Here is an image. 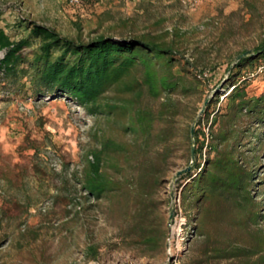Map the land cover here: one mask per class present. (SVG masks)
<instances>
[{"label":"rangeland","instance_id":"obj_1","mask_svg":"<svg viewBox=\"0 0 264 264\" xmlns=\"http://www.w3.org/2000/svg\"><path fill=\"white\" fill-rule=\"evenodd\" d=\"M243 1L200 0L191 9L183 0H81L76 4L0 0V26L12 38L23 34L16 27L20 21L42 24L81 41L163 31L171 32L170 39L177 32L180 63H188L186 69L194 74L206 73L196 90L185 95L155 99L143 93L134 101L152 114L153 126L146 135L129 129L127 116H92L63 98L31 97L26 89L12 92L0 78V264H195L199 238L180 204L184 179L177 174L194 164L187 131L197 127L214 85L222 82L226 67L239 54L264 39V0L253 14ZM251 82L250 94L264 91V77ZM106 95L132 97L114 91ZM221 101L220 96L216 107ZM206 123L204 119L201 125L205 132ZM251 128L262 134V128ZM98 137H113L124 144L151 137L145 148L149 155L166 154L162 183L151 193L154 210L144 223L148 229L164 221L163 249L155 246L147 251L139 244L142 230L134 227L131 195L127 203L123 198L122 203L112 204L107 198L92 199L82 189L78 178L84 156L98 145ZM241 151L257 157L251 159L256 175L253 194L264 213V140L259 143L254 135L246 136ZM122 165L126 173L137 172L124 159ZM90 246L97 251L94 259L86 256Z\"/></svg>","mask_w":264,"mask_h":264},{"label":"trees","instance_id":"obj_2","mask_svg":"<svg viewBox=\"0 0 264 264\" xmlns=\"http://www.w3.org/2000/svg\"><path fill=\"white\" fill-rule=\"evenodd\" d=\"M259 1L244 0V8L253 14L259 11ZM16 27L23 34L12 38L0 26V78L12 92L26 89L31 97L63 98L106 119L127 116L129 129L142 135L153 126V117L135 106L137 98L143 93L155 99L185 95L204 80L176 56L177 32L170 39L171 32L163 31L130 38L99 35L81 41L35 22L20 21ZM259 62H264V39L252 53L226 67L225 78L214 85L213 96L196 120L197 127L187 131L195 161L179 176L184 179L180 204L199 238L195 264H264V213L253 194L256 175L251 159L257 157L241 151L246 136L254 135L259 143L264 140V91L250 94L252 80L239 81ZM111 91L132 97L107 96ZM204 119L206 132L201 126ZM252 126L262 128V134L252 132ZM139 138L141 143L124 144L113 137H98V145L84 156L78 180L92 199L107 198L113 204L122 203L123 198L126 202L131 195L134 227L142 230L139 244L147 251L155 246L163 249L164 221L148 229L144 223L154 210L151 193L162 183L166 154L149 155L145 148L151 137ZM160 138L155 140L163 141ZM123 159L136 169L135 175L126 173ZM86 256L96 258V249L88 247Z\"/></svg>","mask_w":264,"mask_h":264},{"label":"built area","instance_id":"obj_3","mask_svg":"<svg viewBox=\"0 0 264 264\" xmlns=\"http://www.w3.org/2000/svg\"><path fill=\"white\" fill-rule=\"evenodd\" d=\"M200 0H183V3L185 5H187L188 8H195L198 4ZM70 3L72 4H76V3H80L81 0H69ZM201 75L204 77L206 76V73H202L199 76L201 77ZM258 77H264V62L263 63H259L257 64L254 68L245 71L239 81H250V80H255ZM179 201V199H177Z\"/></svg>","mask_w":264,"mask_h":264},{"label":"water","instance_id":"obj_4","mask_svg":"<svg viewBox=\"0 0 264 264\" xmlns=\"http://www.w3.org/2000/svg\"><path fill=\"white\" fill-rule=\"evenodd\" d=\"M250 53H252V50H247V51H245V52H242L241 54H239V55L236 57L235 61L239 60L240 58H242V57H244V56H247V55L250 54ZM191 131H193V127H192ZM191 155H192V157L194 156V148H193V147L191 148ZM190 168H191V166H188L187 168H185V169L179 171L178 174H177V176H180L181 174H183V173H185L186 171L190 170ZM172 196H173V195H172ZM173 215H174V209H172L171 212H170L169 225L171 224V221H172V219H173Z\"/></svg>","mask_w":264,"mask_h":264}]
</instances>
